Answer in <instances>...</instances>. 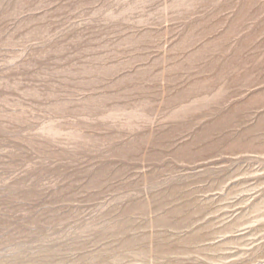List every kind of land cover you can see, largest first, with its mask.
Masks as SVG:
<instances>
[{
	"label": "rangeland",
	"instance_id": "rangeland-1",
	"mask_svg": "<svg viewBox=\"0 0 264 264\" xmlns=\"http://www.w3.org/2000/svg\"><path fill=\"white\" fill-rule=\"evenodd\" d=\"M0 264H264V0H0Z\"/></svg>",
	"mask_w": 264,
	"mask_h": 264
}]
</instances>
